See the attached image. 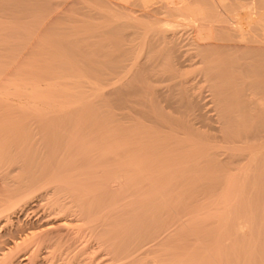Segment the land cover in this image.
Here are the masks:
<instances>
[{"label": "bare ground", "instance_id": "6f19581e", "mask_svg": "<svg viewBox=\"0 0 264 264\" xmlns=\"http://www.w3.org/2000/svg\"><path fill=\"white\" fill-rule=\"evenodd\" d=\"M69 1L70 0L63 2L59 1V2L61 5L67 8L77 5V2L75 1L69 2ZM60 4L58 5L59 7ZM86 5L87 6L91 5L95 8L97 7L99 8V11L107 10L110 12L112 11L113 12L120 11L122 13L125 12L126 16L133 21V24L128 25L131 26L130 28H132L131 32L129 33L131 34L130 35L131 38L132 35H134L135 37V35L146 34L145 33L146 30H140L139 26L135 24L139 20H145L146 22L151 23L152 26L153 24H158L163 27L160 28L161 30H157V32L156 31L153 32L155 30L154 28L153 31H151L152 33L150 35V38L148 34L147 45H150V47H154V45H161V48L165 50V52H162L164 53L162 58L164 60V63L167 65V70H166L167 74H165L160 78V75L164 71L163 70L159 71L161 68H159V65L157 64L156 65L158 67V70L157 67L154 70L152 68L150 69H152V72L158 71L155 73L153 72L154 73L153 75L157 73V75H155L156 76V80L154 79L155 81H157V76H158V78H160L158 80V83L159 81H165L166 83L165 88L157 89L160 86L159 87L156 86L157 88L154 87V89H156L155 95L157 96V98H159L158 101L159 104H161L160 106L162 110L163 109L167 110V113L165 112L166 114L163 115V112H161V114H158V116H151V114L148 116L146 115L147 111L146 112L144 111L145 112L144 115L148 116V118L147 117L146 118L147 121H151L150 122L151 125L153 122L154 124L157 125V127L160 128H162V126L164 128V126H167V124L168 127L171 129H173L174 127H175L174 129H176V126H180L182 132L179 133L182 136H179L178 134V137H180L181 140H183L186 143V147L193 146L194 145L193 142H195L196 144L197 141L200 139H202V141L207 140V144L209 142H213L215 144L214 146H212L213 150L210 151L211 147H209V145H205V150L202 147L200 148V150H196V151L201 152L200 155H203L204 162L206 161L216 162L218 164H224V165L226 164L227 166L237 165V167L240 170L242 169L241 175H239V173L237 172L238 175L235 176V177L239 176V178L237 177L238 185L237 183H235V185L238 186L237 189L238 192H240L239 196L242 197L241 189L243 187L244 182H246L249 178V174H248L249 170H252L251 168L253 169L256 168L260 164L262 167L261 169H263L264 172V0H91V2H88ZM86 5L84 7H86ZM87 14H89V12ZM167 16H170V18H165ZM157 26L155 25L153 27L157 28ZM185 27H190L192 29V39L190 43L191 45H193L192 48L194 49V52L189 53L190 48L189 49L187 48L188 49L187 51L186 49L183 48V45L181 44V39H182L181 37H183L182 35L184 33L181 32L182 31L181 28H185ZM185 36L186 35H184V37ZM42 40L40 41V44L43 45V43H41ZM44 41L46 42V40ZM140 42H141V46H144L142 44L143 41ZM145 43L146 40L144 44ZM47 44L49 43L47 42ZM36 46L37 45H34L35 48ZM39 46L37 47L39 48ZM44 47L45 45L41 46L40 48H44ZM148 47L144 46L143 48H146L148 51V49L150 48ZM48 48L49 46L47 45V49ZM37 50L38 49L36 48V51ZM153 50L154 49H152V51L151 50L148 51V53L146 51L145 52L147 54H149V52H152V54L154 53V55H156L155 54L156 52H153ZM25 52L26 51H24L23 54L24 57L27 56ZM42 53H44V51H42ZM42 53H38V54H42ZM38 54L36 55L37 57ZM43 55L47 57L46 52L42 54V56ZM61 57L63 58V55ZM153 57H155L156 60V56ZM27 59H29L28 56ZM48 59L50 60V57ZM132 59L134 60V58ZM152 59L153 58L151 57V60ZM41 60H42L41 62L42 64L37 62L38 64L36 63L35 65H29L32 67L31 71L34 72L38 71V73L41 72L40 69L44 71V66L49 65L48 62L49 60H47L44 57H42L40 61ZM144 60L143 62L146 64V67H147V63L149 65L152 61L153 62L155 61V60L150 61V59H147L148 62L147 61L145 62ZM28 61L26 60L25 62L27 63ZM30 61L32 60L30 59ZM118 61H116L115 64ZM32 62L34 63V60ZM46 62L48 63L46 64ZM113 62L114 61H112V63ZM194 65L195 66L198 65L197 71L195 72L192 71L191 69V71L188 72V70H190L191 67H189V69H186L187 68L186 66L193 67ZM117 66L119 65L117 64ZM7 67L9 66L7 65ZM146 67L144 68L145 72L146 70L147 71L150 70V69H146ZM152 67H154V64ZM47 68L48 66H46L45 71L47 70ZM140 69L137 70L140 71ZM117 72L118 71H116V73ZM136 72L134 73L135 75ZM38 73L36 72L35 75L37 74L38 76ZM100 73H102V70ZM149 73H151V70ZM158 73H160V75H158ZM147 75L148 74H146V78ZM153 75H151V77L148 76V78L152 79ZM7 76H9V74ZM103 77L105 76L103 75ZM2 79H4V76L2 77ZM128 79L130 80V78ZM40 80L41 79L38 80V78L36 82L35 80L34 81L32 80L35 83L34 85L32 84L31 85L32 87L30 88H28L27 85H25L24 87H14V88L12 87L11 89L0 86V264H48L50 262L52 263L55 256L54 255L55 250L56 248L59 249L57 246L59 245L60 241L62 239L64 240L63 237L67 236L69 230L76 225V223L74 225V222L78 221L77 223L79 224V222L81 221L78 220V218L75 219L72 218L70 215L72 214L75 215V213H77L81 215L84 214L86 217V215L92 213L90 211L92 209L93 202L96 203L97 201L96 200L92 202V198L94 197L92 196V193L97 194L99 196L98 201L100 202H97V204L100 205L101 208H102L101 203L105 202L103 203V205L105 204L104 205L105 207L102 208V210L105 211L103 212L101 211V214L105 213L108 215L107 217L109 218V213L111 215V211L117 208L116 202L114 201L115 195L112 194L114 191L113 192L111 191L114 190L112 189L113 183L117 187H122L123 189L125 188L126 189L125 191H127V193H129L130 191L131 194L135 195L136 199H143L146 201L147 200L156 201V199L160 198L159 196L161 194V190H162L161 188L164 186H171L182 182L186 183L187 185L189 180H190L189 184L190 183L192 184L190 179L192 178L191 177L192 174L189 175L190 177L186 174L188 172L190 173L192 169H194L195 171L196 169L195 167L197 166H198L197 169L200 168L199 165L202 164L200 162V164L198 163L197 165L198 160L191 161V159L189 160L188 158L190 155L184 154L185 152L187 153V151L182 153L181 148L179 149L176 148L177 150H180V153H182L179 154V156L182 157L183 154L184 156L182 157L183 159L181 158L179 159L181 160L180 162L178 160L179 163L175 162L178 163V165L173 164L171 166L169 161L172 162L174 156L172 157L171 155L172 153H170L171 151H167L168 149L166 148V146H164L165 145L164 143H166L165 141H169L166 139H169L168 137L170 136L164 138L162 137L164 135L160 136L158 135V133H156V135L149 133L147 138L144 135H143L144 137H136V136L134 137L132 133H130V130L128 131V129L127 131L129 133L125 132L126 130L124 131V133H122L123 131L121 130L120 132L119 131L120 128H118L117 130L115 129L116 127L115 128L112 127L114 131L111 130L109 125L106 126L107 122L104 121L103 119L101 120L98 119V116H97L98 119L97 122L96 121L89 122L87 121V118L90 116V114L93 115V113H91V111L86 110L89 107L88 106L86 107L85 105L82 106L83 103L80 100L74 101L73 99L71 101V99L70 100L66 99L67 97L66 95L68 94V90L70 87L69 88L68 86L66 87V84H64L65 82L64 80H63L64 82L62 81L63 84L62 83L57 84V82H61L59 80L55 83L47 82L48 80H46L45 82L42 80V82L44 83H41L39 82ZM9 81L10 80H8V82ZM150 82L153 83L152 80L151 81L149 80L148 84H150ZM2 85L4 84L2 83ZM116 86L118 87L119 85ZM109 87L111 88L112 86ZM116 89L118 91V88L112 89L111 91H114ZM119 91L121 92V90ZM114 93L117 94L118 92L114 91ZM151 94L152 93L150 92V98H152ZM71 97L69 96V98ZM128 97L129 96H127V98ZM119 99H122L121 96ZM124 100L122 102L123 104L125 102ZM126 103L128 104V101ZM137 105L139 104H136V106ZM81 106L86 109L84 108L82 109ZM149 107L151 108L152 106ZM149 107L148 110L151 111L152 108L150 109ZM132 110L131 112L133 113ZM71 111H75L76 113L80 111V115L79 116L77 114L75 115L76 118L73 120V122L75 121L74 126L73 125L69 126L71 127L72 132L71 131L68 132L69 131L68 125L70 123L73 124L72 121L69 123L70 120L69 118H67L69 117L68 115H70L69 112ZM125 120L123 122H125ZM67 121L68 124L66 123ZM99 121L104 123V125L98 123ZM84 125L85 127H83ZM129 125L130 124H128V126ZM88 126L91 127L88 128ZM152 128H153L152 130L155 129L154 126ZM177 128L179 129V127ZM161 131L162 133H164L163 129L160 130L159 132ZM168 131H170L171 135L173 132L175 133V131L172 130H167L166 132ZM176 131L178 130L176 129ZM143 132L146 133V131ZM69 133L71 134L69 135ZM84 133L86 134L88 133L87 134L88 137ZM90 133L92 134L90 135ZM170 133H168V135H170ZM83 134L86 136L85 138L87 140L89 139V141L85 140ZM80 135L84 139L79 140V142L81 141L80 143L82 144H77L78 143L77 139L79 138ZM89 135L90 136L93 135V136L89 137ZM53 137L54 138L61 137L64 139L66 138V140H63L65 143V149L72 148V151L70 153V156L68 155L69 158H67L66 155L67 159L62 157L63 155L62 153H61L62 155H60V153L57 152L59 153L58 155L59 157L61 156V158H59V160L56 159L58 160V164L54 167L53 166L51 167V165L48 164L50 162V157L52 156L50 154H52L53 152L55 153L56 150L55 149L56 147L54 146H53L54 151L53 149H51V145L53 144L50 143V140H52L51 138ZM67 138L71 139L69 141L71 142L70 143L71 146L69 145V142L68 143L66 142ZM171 138L174 139V136ZM175 139H177V137ZM56 140L58 139L56 138ZM56 140L54 144L58 147L59 143L57 145L58 141ZM162 140L165 141L163 142ZM37 141H39V143ZM83 141L86 143L85 145L83 144ZM183 141L182 143L185 144ZM202 141H198V143H201ZM74 142L76 143V146H74L75 144ZM39 144L41 145L40 147ZM199 145L201 146L202 144ZM183 146L184 147L182 148H184L183 150H185L186 147L185 145ZM194 147L195 145L193 146V150L199 149ZM49 149L52 150L51 153H49L51 151ZM63 150L61 149L58 151H63ZM199 152H197V154ZM48 153H49L48 157H45ZM221 155L223 156L221 158H218ZM176 156L177 155H175V157ZM193 156L195 155L193 154ZM55 157L52 156L51 158H55ZM201 158L202 157H200V159ZM76 159L77 161L83 159L84 163L86 164L82 163L81 160L80 163L84 164L85 166H82L80 168L79 167L80 163L79 164L76 163L75 161ZM73 161H75L74 163H76V166L78 164L79 168L71 167V163ZM46 164H48L49 166L48 165H47L48 167L45 166ZM230 179L225 178V180L228 183L229 182L231 183V181L234 178L232 177V179L231 180ZM258 179L261 180V185L264 188V175L261 176L260 178L258 177ZM197 187L198 186H196V188ZM168 189L169 187H167V189L165 187L164 189L165 191H162L166 194V195L164 193L162 194L163 195L162 198H166L165 200H167V198L169 197L167 196L166 193V190L168 191ZM171 189L172 187L170 188V190ZM88 193H91V196L88 197V200L89 198L92 197L91 202H87V204H85V206H88L86 210L82 209V211H80L81 210V208H79L80 205L83 206L81 201L84 202V195ZM170 193L169 195L171 196L172 193L171 194ZM119 195L121 194L119 193ZM67 197H69L68 198L69 200H67ZM103 199H105L106 201ZM163 200L164 199H162L161 201ZM242 200H244V202L246 203L243 202L239 206L243 214L241 217L237 216L234 212L232 215L234 216L236 215L237 218H234V216L231 218V216L229 215L230 210H226V209H225L226 210L225 214L222 215L223 217H220L221 221H223V228H224L223 232L230 239L228 242L229 244L227 245V249L228 247H230V250L229 249L226 250L227 252L228 251L230 252L226 254L225 257L226 259H222L223 260L222 263L224 264V260H226L227 264H264V226H262L264 221V208L263 207L261 208L259 206L260 204L258 203L257 199H256L257 203L254 202L256 200H254L252 203L247 202V200L244 198ZM140 201L142 202V200ZM238 202H240V200ZM160 205H161V209H163L162 206L164 204H159L158 205L159 208ZM97 209L98 207L96 208V210ZM147 212L145 211V213ZM77 214L75 217H78ZM105 214L104 216H106ZM237 214L239 215L238 212ZM218 215L219 214L216 213L217 217ZM258 215H259V219L257 218ZM85 217H83L82 219L85 220L84 219ZM88 217H87L88 220L92 219V218L90 219L91 214ZM102 217L103 215L102 216L100 215V218ZM95 218L99 219V216H96ZM105 218L103 217V219ZM221 221L219 220V222ZM219 236H220L219 239L221 238L222 240H225L224 238H222L221 235ZM216 241L218 242V240H215V242ZM223 242L227 244V242L225 241H220L217 244L216 247L217 250L215 249L216 250L215 252L217 251L220 252L221 248H224V250L222 249V251H224L223 253L226 252L225 251L226 244H224ZM218 245H220V247ZM57 251L58 250H56V252ZM194 253L192 251L191 258L193 256L196 257L195 255H193ZM200 255L201 254H199L198 257L199 259L201 258ZM221 255L218 256V258L220 257L219 259L223 258L221 257ZM174 256L176 255L174 254ZM176 257L180 258V255ZM176 257H173L175 258L174 260L178 259ZM206 259L204 258L205 261ZM187 263L190 264L191 262H187ZM61 264H68V263L61 262Z\"/></svg>", "mask_w": 264, "mask_h": 264}, {"label": "rangeland", "instance_id": "374dc122", "mask_svg": "<svg viewBox=\"0 0 264 264\" xmlns=\"http://www.w3.org/2000/svg\"><path fill=\"white\" fill-rule=\"evenodd\" d=\"M14 1H15V3H14ZM56 1H58V2H56ZM59 1L63 2V1H68V0H27V1L26 0H24V1L23 0H5V1L0 0V13H1L0 14V34L2 33L0 35V38H1L0 39V86L11 89L12 87L13 88L14 87H24L25 85H27V87L30 88V87H32L31 85L32 84L34 85V83L37 81V78H38V80L41 79L39 81L41 83H44L46 80H48L47 82L55 83L59 80L61 82H57V84H60V83L63 84V82L65 81L64 84H66V87L68 86V88L70 87L72 89L71 90L69 88L70 91L68 90V94L66 95L67 96L66 99L67 100L71 99V101L73 99H74V101L80 100L83 103V105L81 104L82 106L85 105L86 107L87 106L89 107L88 109H86V108L81 106L82 109L84 108L88 111H91V113H93V115L95 113L94 117L92 114H90V116L87 118V121H89V122L90 121L91 122L96 121L97 122L98 119H100V120L103 119L104 121L107 122L106 126L109 125L111 130L114 131V129H112V127L113 128L116 127L115 129H117V130H118V128H120L119 131L121 132V130H122L123 131L122 133H124L125 130H126L125 132H128L130 130V133H132V135L134 137L135 136L136 137H144L145 136L147 138L149 133L155 134V135H156V133H158V135H160V136L164 135V136H162L164 138H167L168 136H170V137H168L169 139H166V140H169L170 142L164 140L166 142V143H164L165 144L164 146H166V148L168 149L167 151H171L170 153H172L171 154L172 157L174 156L172 159L173 161L172 160H171L172 162L169 161L171 166L173 164L178 165V163L181 161L179 159L180 158L183 159L182 157L184 156V154H189L190 156L188 158H189V160L191 159V161H197L198 160L197 165H198V163L200 164V162L202 164L199 165L200 168L197 169L198 166L196 165L197 167H195L196 168L195 171H194V169H192L190 171V173L188 172L189 174L188 173L186 174L188 176L192 174L191 175L192 178H190L192 184L191 183L189 184L190 180L189 181L187 180L189 186H188V184L186 185V183H184V182L177 183V184H174L171 186H164L161 188L162 190H161V194L159 196L160 198L156 199V201L155 200H153V201L147 200L148 201L147 202L146 200H143V199H136L135 195L131 194L130 191H129V193H127V191H125L126 190L125 188L123 189L122 187H117L113 183L112 189H114V190H111V191L112 192L114 191L112 194L115 195L114 201L116 202L117 208L115 207L116 209L111 211V215L109 213V218L107 217L108 216L107 214H105V213L101 214V211L102 212L105 211V210H102V208L105 207L104 206L105 204L103 205V203H105V202L101 203L102 204V208H101V206L97 204V202H100V201H98L99 196L97 194L92 193V196H94L93 198L91 197L92 202L97 200L96 203L93 202V206H92V209L90 211L92 213H89V215H86V217L84 214L81 215V214H77V213H75V215H73V214L70 215L72 218H74V219L78 218V220H81V221L79 222V224L77 223L78 221L74 222V225H75V223H76V225L69 230V232H68L69 236L67 235V236L63 237L64 240L62 239L61 240L62 242L60 241L59 245L57 246L59 249L56 248V250H58L57 251L58 253L55 250L54 255L56 257L54 256L52 263L50 262L48 264H61V262L68 263V264H106V263L107 264H112V263L113 264H169L171 261L172 262L170 264H186L187 262H191L190 264H206V263H208V264H221L223 262L222 259H226L225 258L226 254L228 252H230V251H228V252L226 251L228 249L230 250V247H228V249H227V245L229 244L228 242L230 239L223 232V230H224L223 221H221L220 217H223L222 215L225 214L226 210H230L229 215L231 216V218L234 216V215H232L234 212L237 216L241 217L243 214H242V211H241L239 206L241 203L244 202V200H242L243 198L246 199L247 202H249V203H252L254 200L257 199L258 203L260 204L259 206L261 208L262 207L264 208V188L261 185V180L258 179V177L260 178L261 176L264 175L263 169H261L262 168L261 165L259 164L256 168H254V169L251 168L252 170H249V173H248L249 174V178H248L249 181L247 180L246 182H244L243 187H242L243 190L241 189L242 197H240L239 196L240 192H238V189H237L238 186L235 185V183H237V185H238L239 176H237L238 178L235 176L238 175V173H239V175H241L242 169L240 170L237 167V165L227 166L226 164L225 165L224 164H218L216 162H207V161L204 162L203 161V155H200L201 152L196 151V150H200V148H202V147L205 150V145H209V147H211L210 151L213 150L212 146L215 145L213 142H209L210 144L209 143L207 144V140L205 141L203 139L204 141H202V139L197 138V139H200L198 141H202L203 143L202 142L198 143V141H197L198 144L197 143L195 144V142H193L195 147L199 148V149L193 150L194 145L190 146V147L189 146L186 147V143L183 140H181L180 137H178V134H179V136H182L180 134L182 132L180 126H176V129L178 130V131H176V129H174L175 127L173 128L174 129L173 130V129L168 127V124H167V126H164V128H163V126H162V128H160V127H157V125L154 124L153 122L151 125L150 124L151 121H147V118L150 114H151V116H158V114H161V112H163V115H165L167 113V110H165V109H163L164 111L162 110V108L160 106L161 104H159V101H158L159 98H157V96L155 95L156 89H154V87H156V86L157 87L160 86L159 88L156 87L157 89L165 88V84H166L165 81H159V83H158V80L162 76L167 74V71H166L167 65L164 63V60L162 58L164 55V53H162V52H165V50L161 48V45H154V47H150V45H147L148 44L147 43L148 42V34H149V38H150V35L152 33L151 31H153V29L155 28V30L153 32H155V31L157 32V30H161L160 28H163L162 26H160L158 24H153V26H155V25L160 26V27L157 26V28H156V27H153L151 23L146 22L145 20H139L135 24L137 26H139L140 30H146L147 32L145 31V33H146L145 35L139 34L140 36L135 35V37H134V35H132V38H131V36H130L131 34H129V33L131 32L132 28H130L131 26H128V25L133 24V21L129 17L126 16L125 12H123V13L120 11L110 12L107 10H104L105 12L103 10L99 11V8H97V7L95 8L91 5H88V6L86 5L88 2H91V0H77V1L76 0H70V1L77 2V5H75L73 7H68V8L61 5ZM58 3L60 4V7L62 6L61 8L58 6L59 5ZM85 5H86V7H84ZM89 7H91V8H89ZM1 8H2V10H1ZM88 12H89V14H87ZM125 16H126V18H125ZM165 18H170V16H167ZM101 19H103V20H101ZM35 20H36V22H35ZM138 22L139 23L141 22V23L139 24ZM99 23H100V25H99ZM16 24H17V26H16ZM72 27H74V28H72ZM103 27H104V29H103ZM181 29H182L181 32L182 33L184 32L182 35L183 37H181L182 38L181 44L183 45V48L186 49L187 51L190 48L189 53L194 52V49L192 48L193 45H191V43H190L191 39H192V29L190 27H185V28H181ZM186 29H187V31H186ZM34 31H35V33H34ZM44 32H45V34H44ZM99 32H101V33H99ZM184 35H186L185 37H187V38H185ZM141 36H143V37H141ZM144 36H145V38H144ZM41 40H42L41 43H43V45L40 44ZM44 40H46V42ZM139 40L143 41L142 44L145 47L149 46L150 48L149 47L148 48L151 51H152V49H154L153 52H156L155 53L156 55H154V53L152 54V52H149V54L151 53L150 55L147 54L148 51H150V50L148 49V51H147L146 48H143L144 46H141V42ZM145 40H146V43L144 44ZM34 42H36V43H34ZM47 42L49 44H47ZM34 45H37V46L40 45L39 48L41 46H44V45H45V47L39 49L36 46V48L39 51L41 49H43L39 52L38 50L36 51V48L34 47ZM47 45L49 46L48 49H47ZM50 48H51V51H50ZM138 48H139V50H138ZM45 49H47V50H45ZM32 50H34V51H32ZM61 50H63V51H61ZM24 51H26L25 54H27L29 59H27L26 55H25L26 57H24V55H23ZM42 51H44V53L46 52L47 57H45V55L42 56V54H44V53H42ZM134 51H136L137 53ZM33 52H35V53H33ZM57 52H58V54H57ZM38 53H42V54H38ZM34 54H35V56H34ZM37 54H38V57L36 56ZM125 54L126 55L128 54V55L126 56ZM40 55H41V58H40ZM62 55H63V58L61 57ZM152 55L156 56V60H155V57H153ZM35 57H37L38 59ZM42 57L46 58L47 60H49L48 58L50 57V60L48 61L49 65L44 66V71L42 69H40V71H41L40 73H38V71H35V72L31 71L32 67L29 65H35L37 62L42 64L41 63L42 60L40 61V59H42ZM118 57H119V59H118ZM151 57L153 58L152 60H155L154 62H157V63H154L151 60ZM132 58H134V60ZM25 59L27 61L29 60L28 62H30V63L27 62L28 63L27 64L25 62L26 61ZM30 59L32 61L34 60V63L32 61H30ZM147 59H150V61L153 62L154 67H152L153 66L152 62L149 65L147 63V67H146V64L143 62V60L146 62ZM112 61H114V62L112 63ZM116 61H118V62L115 64ZM48 62H46V64ZM66 62H67V64H66ZM63 63L66 65H64ZM70 63H71V65H70ZM117 64L119 66H117ZM143 64L145 65L146 69L152 68L153 70L156 69L157 65H159V68H161L159 71L163 70L164 72L162 71L163 73L161 75H160V73H158V75H160V78H158V76H157V81H155L156 80L155 75H157V73L155 75H153V74L155 72H158V71H155V72L153 71L154 72L153 73L152 69H150L152 74L149 73L150 70L149 71L146 70V72H145V69H144L145 67ZM7 65L9 67H7ZM67 65H69V66H67ZM46 66H48V68L45 71ZM140 66H141V69H140ZM197 66L198 65H196V66L194 65L193 67L192 66H186L187 67L186 69H189V67H191L190 70H188V72L191 71V69H192V71L196 72L197 68H198ZM107 67H109L110 69ZM115 67H117V68L119 67L118 70ZM11 68H12V70H11ZM121 68L123 69V72H122ZM137 69H140V71L142 73ZM101 70H102V73H100ZM157 70H158V67H157ZM63 71H64V73H63ZM116 71H118V72L116 73ZM184 71H186V70H184ZM31 72L34 75L37 72L38 76L40 78L37 76V74L34 76ZM43 72H45V73H43ZM119 72H121V73H119ZM135 72H136V75L134 74ZM41 73H42V76H41ZM48 73H49V75H48ZM114 73H116V74H114ZM145 73L148 74L147 78H146ZM8 74H9V76H7ZM100 74H102V75H100ZM103 75L105 77H103ZM129 75H130V77H129ZM151 75H153V77H152V79L151 78L149 79L148 76L151 77ZM1 76L2 77L4 76V79H2ZM131 76H132V78H131ZM120 77L122 78V80ZM48 78L49 79L51 78V79L49 80ZM128 78H130V80ZM65 79L67 80V82ZM107 79H109V80H107ZM8 80H10V81L8 82ZM32 80L33 81L35 80V82H33ZM42 80L44 82H42ZM145 80H147V81H145ZM149 80L150 81L152 80L153 83L150 82V84H148ZM99 81L101 82V84ZM130 81H132V82H130ZM138 81H141V82H138ZM70 82H72V83H70ZM117 82H120V83H117ZM2 83L5 86L2 85ZM14 83H16V84H14ZM122 83H123V85H122ZM115 84L119 85V86L117 87ZM128 84H130L131 86ZM142 85H144V86H142ZM109 86H112V87L110 88ZM141 86L143 87V89ZM115 88H118V91H117V89L114 90V91L118 92L117 94L114 93V91H111L112 89H115ZM140 88H141V90H140ZM105 90H106V92H105ZM119 90H121L122 93ZM143 90H144V92H143ZM137 91L138 92L142 91V92L138 93ZM150 92L152 93L151 94L152 98H150ZM134 93H135V95H134ZM111 94H113V95H111ZM118 94L121 96L122 99H119L120 96ZM69 96L70 97L72 96V97L69 98ZM127 96H129L130 98L129 97L127 98ZM114 97H116V98H114ZM105 100H107L109 102H107ZM123 100L125 101L124 104L122 103ZM126 100L128 101V104H130V103H133V104L128 105L126 103L127 102ZM152 101H153V104H152ZM136 104H139V105L136 106ZM148 105L152 106L151 107L152 109ZM147 106L151 109V111L148 110ZM131 110L133 111V113L131 112ZM160 110H162V111H160ZM144 111L145 112L147 111L146 115H148V116L144 115L145 114ZM124 112H126V113H124ZM138 112H140V113H138ZM69 113H70V115H68L69 117H67V118H69L70 121L69 120L68 121H69V123L72 121L73 124L70 123L71 125L70 124L68 125V128H69L68 132H70L72 130L71 127H69V126H72V125L74 126L75 121L73 122V120L76 118L75 117L76 114L78 116L80 115V111H78L77 113L75 111H71ZM131 113H132V115H131ZM97 116H98V119H97ZM135 116H136V118H135ZM140 117H141V119H140ZM123 119L124 120L126 119L127 121L125 120V122H123L124 121ZM68 121L66 122L67 124H68ZM98 123L104 125L105 122L102 123L99 121ZM148 123L152 127L154 126L155 131L152 130L153 128ZM128 124H130L132 126H130V125L128 126ZM133 124H134V126H133ZM147 124H148V126H147ZM83 127H85V125ZM89 127H91V126H88V128ZM165 127L166 128L168 127V128L166 129ZM177 127H179L180 131ZM68 128H67V130H68ZM127 129H128V131H127ZM156 129H157V131H156ZM162 129L164 130V133H162V131L159 132ZM165 129H166V131L167 130L175 131V133L173 132L171 135L170 131L166 132ZM143 131H146V133ZM150 131H152V132H150ZM153 132H155V133H153ZM168 133H170V135H168ZM70 134L71 133H69V135ZM84 134H86V133H84ZM84 134H83L84 138L86 136L88 137V135H87L88 133L86 134V136ZM91 134L92 133H90V135ZM137 134H138V136H137ZM90 135H89V137L93 136V135L92 136H90ZM80 136H79V138H80ZM173 136H174V139L171 138ZM176 137H177V139H175ZM53 138H51V139L53 140ZM56 138L58 140H56ZM60 138L61 137H55L53 141L50 140V143L53 144V145H51V149H53V151H54V147H56L55 153L53 152L52 154H50L54 157L56 155L55 158H51L52 156L50 157V162H52V163L49 162L48 164L51 165V167L52 166L54 167L58 164V160H59V158H61V156L59 157V155H58L59 153H60V155L63 154L62 157L66 158V155H67V158H69L70 153L72 151V148L65 149V143L63 140H66V138L65 139L61 138L62 142H61ZM79 138L77 139V141H78L77 144H82V143H80L81 141L79 142V140H83L84 138H82V136L80 139ZM171 139H173V140H171ZM55 140L58 141L57 145L59 143V145H60V146L58 145L59 148L54 144ZM59 140H60V142H59ZM70 140L71 139L67 138L66 142L68 143ZM85 140H87V139L85 138ZM177 140H179V141H177ZM84 141H83V144L85 145L86 143ZM87 141H89V139ZM173 141H174V143H173ZM182 141L185 144H183ZM37 142L39 143V141H37ZM70 143L71 142H69V145H70ZM179 143L182 145H180ZM40 144H39V147L41 146ZM199 144H202V145L200 146ZM183 145H185V147L187 149L185 148V150H183L184 149V148H182V147H184ZM197 145H199V146H197ZM37 146H38V144H37ZM74 146H76V143L74 144ZM169 146H170V148H169ZM171 147H172V149H171ZM63 148L65 151L63 150ZM176 148H178V149L181 148L182 153H184L185 151H187V153L185 152L182 155V157H180L179 154H182V153H180V150H177ZM51 149H49V150H51ZM61 149L63 151H58ZM66 151L68 152V154ZM193 151H195L196 153ZM51 152H52V150L49 153H51ZM57 152H59V153H57ZM197 152H199V153L197 154ZM49 153L45 157H48ZM173 154H175L177 156L175 157V155H173ZM193 154L195 156H193ZM222 156L223 155L219 156L218 158H221ZM200 157H202V158L200 159ZM56 159H58V160H56ZM80 160L82 161V163H84L83 159H80ZM80 160L77 161V159H76L75 161H76V163L79 164ZM178 160H179V162H178ZM75 161H73L71 163V167H75V168L80 167L81 168L82 166H85L84 164H86V163H84V164L80 163L79 167H78V164L76 166V163H74ZM175 162H178V163H175ZM48 164H46L45 166H47ZM202 165H203V167H202ZM259 169H260V171H259ZM222 170H223V172H222ZM224 170L226 171V173ZM200 172H202V173H200ZM232 177L234 178L231 181V183H233V184H231L230 182L228 183L225 180V178L226 179L227 178L232 179ZM223 179H224V181H223ZM196 186H198L197 187L198 189L196 188ZM165 187H166V189H167V187H169L168 191L166 190V193H167V196H169L167 198V200H169L170 202L165 200L166 198H162V196H163L162 194L164 193L162 191H165L164 190ZM171 187H172V189L170 190ZM170 192L172 193L171 196L169 195ZM252 192H254V193H252ZM119 193L121 195H119ZM237 194H238V196H237ZM117 195H119V196H117ZM258 195H259V197H258ZM90 196H91V193L84 195V202L81 201L83 206L80 205V207H79V208H81L80 211H82V209L83 210L87 209L88 206H85V204H87V202H91V198H89L90 201L88 200V197H90ZM233 197H235V198H233ZM68 198L69 197H67V200H69ZM259 198H261V199H259ZM162 199H164L165 201L164 200L161 201ZM103 200H105V199H103ZM140 200H142V202ZM239 200H240V202H238ZM257 200L254 202L257 203ZM138 203H139V205H138ZM236 203H238V204H236ZM244 203H246V202H244ZM94 204H95V206H94ZM157 204L158 205L164 204L162 206L163 209H161V205L159 208ZM96 206L98 207L97 210H96V208H97ZM173 209H175V210H173ZM95 210H96V212H95ZM232 210H234V211H232ZM78 211H79V209H78ZM80 211H79V213H80ZM145 211L146 212L148 211V212L145 213ZM83 212H85V211H83ZM98 212L101 216L103 215V217L104 218L106 217V218L105 219H103V217L100 218V215L98 214ZM237 212L239 213V215L237 214ZM216 213L219 214L218 217L216 216ZM76 214L78 217H75ZM90 214H91L90 219L91 218L92 219L88 220V218H89L88 216H90ZM95 214H97V215H95ZM104 214L106 216H104ZM151 214H153V215H151ZM214 215H215V217H214ZM236 215L234 216V218H237ZM79 216H81V217H79ZM82 216L85 217L84 218L85 220L82 219L83 218ZM96 216H99V219L95 218ZM150 218H151V220H150ZM152 218H153V220H152ZM257 218L259 219V215L257 216ZM219 220L221 222H219ZM85 221H87V222H85ZM263 224H264V221H263ZM263 224H262V226H264ZM218 227H221V228H218ZM221 229H222V231H221ZM181 231H183V232H181ZM219 235H221L222 238H224L225 240H222L221 238L219 239V237H220ZM172 236H174V237H172ZM101 237H102V240H101ZM215 240H218V242L216 241L217 242L216 243ZM220 241L227 242V244L223 242L224 244H226V246H225L226 252L225 253H223L224 251H222V249L224 250V248H221V251H220L221 253L219 251L215 252L217 250L216 249L217 244ZM221 244H222V242H221ZM218 246L220 247V245H218ZM192 251H193V253L194 252L197 253V254H195V253L193 254L196 256V257L193 256L194 259H193V257L191 258ZM61 253H62V255H61ZM188 253H190V254H188ZM174 254L176 256L180 255V258L174 256ZM183 254H185L186 257ZM199 254H201L200 259L198 258ZM181 255H183V256H181ZM219 255H221V257H223V258L219 259L220 258V257L218 258ZM172 256L176 257L178 259L174 260L175 258H173ZM170 258L173 260H171ZM196 258L199 259L200 261L197 260ZM204 258L205 259L207 258L208 260L206 259V261H205ZM65 259H66V261H65ZM114 259H116V260H114ZM201 260H203V261H201ZM218 260H219V262H218ZM187 264H189V263H187ZM224 264H227L226 260H224Z\"/></svg>", "mask_w": 264, "mask_h": 264}]
</instances>
